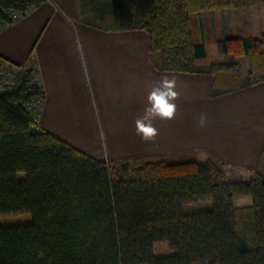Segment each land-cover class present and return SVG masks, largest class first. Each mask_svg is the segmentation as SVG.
<instances>
[{"label":"trees","instance_id":"obj_1","mask_svg":"<svg viewBox=\"0 0 264 264\" xmlns=\"http://www.w3.org/2000/svg\"><path fill=\"white\" fill-rule=\"evenodd\" d=\"M44 1L0 0V21ZM257 4L264 0H79L87 25L146 30L158 69L211 72L212 96L264 80V32L217 42L223 53L248 56L241 82L238 62L199 63L207 55L201 13ZM3 67L13 77L0 86V216L32 220L0 226V264H264V170L235 174L189 153L95 159L31 115L28 105L44 98L33 61L18 66L0 56ZM238 195L251 204L235 207ZM199 201L212 206L184 212ZM157 242L173 253L154 255Z\"/></svg>","mask_w":264,"mask_h":264},{"label":"crops","instance_id":"obj_2","mask_svg":"<svg viewBox=\"0 0 264 264\" xmlns=\"http://www.w3.org/2000/svg\"><path fill=\"white\" fill-rule=\"evenodd\" d=\"M256 6L203 11L205 44L219 49V39L263 33L264 6ZM219 51L221 62H238L246 77L247 55ZM0 56L18 66L33 61L44 91L38 126L95 159L189 153L200 162L214 157L242 170L260 169L264 162V80L212 96L211 72L158 69L146 30L87 25L79 0H45L0 26ZM164 75L177 81L176 116L154 120L159 135L144 142L135 120L143 115L152 84ZM202 114L208 119L201 127Z\"/></svg>","mask_w":264,"mask_h":264},{"label":"clouds","instance_id":"obj_3","mask_svg":"<svg viewBox=\"0 0 264 264\" xmlns=\"http://www.w3.org/2000/svg\"><path fill=\"white\" fill-rule=\"evenodd\" d=\"M177 81L174 77L162 76L154 82L148 94V104L144 108L142 116L135 120V131L144 142L154 141L159 135V130L154 125V120L171 121L175 118L179 93ZM207 115L202 114L199 119V125L202 127L207 122Z\"/></svg>","mask_w":264,"mask_h":264},{"label":"rangeland","instance_id":"obj_4","mask_svg":"<svg viewBox=\"0 0 264 264\" xmlns=\"http://www.w3.org/2000/svg\"><path fill=\"white\" fill-rule=\"evenodd\" d=\"M263 4H257V9L259 7H262ZM261 33H257L256 37L260 36ZM207 56L204 60H201L199 62L202 65H205L207 63H210L211 61H225V58H222V53L219 51L217 46L208 41L207 42ZM205 63V64H203ZM36 70V69H35ZM35 74V73H33ZM246 77L241 78V82H245ZM232 169V168H231ZM261 170H264V162L260 168ZM232 171L235 174H244L246 170L242 169H232ZM18 179L24 178V173L19 172L17 174ZM233 205L235 207L243 206L251 204L252 198L249 195H238L233 197ZM212 206V203L210 201H199L194 203H187L184 205L183 210L184 212H195V211H202V210H208ZM32 220L31 213H20V214H9V215H1L0 216V226H8V225H16V224H24L29 223ZM153 254L156 256H166L173 253V250L167 245L166 242H157L153 245Z\"/></svg>","mask_w":264,"mask_h":264},{"label":"built area","instance_id":"obj_5","mask_svg":"<svg viewBox=\"0 0 264 264\" xmlns=\"http://www.w3.org/2000/svg\"><path fill=\"white\" fill-rule=\"evenodd\" d=\"M8 18L10 19L11 23H14L21 19L25 13L18 12V11H7ZM4 25L2 21H0V26ZM13 73L11 69L7 67H3L0 70V86L7 81V79H12ZM43 99L36 98L31 104L28 105V109L31 115L36 119L39 115L41 106H42Z\"/></svg>","mask_w":264,"mask_h":264}]
</instances>
